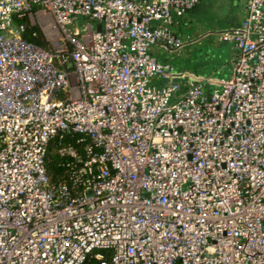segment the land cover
Returning <instances> with one entry per match:
<instances>
[{"label": "built area", "instance_id": "1", "mask_svg": "<svg viewBox=\"0 0 264 264\" xmlns=\"http://www.w3.org/2000/svg\"><path fill=\"white\" fill-rule=\"evenodd\" d=\"M242 1L208 31L235 57L207 93L156 55L198 41L178 29L201 0H0V264H264V0Z\"/></svg>", "mask_w": 264, "mask_h": 264}, {"label": "crops", "instance_id": "2", "mask_svg": "<svg viewBox=\"0 0 264 264\" xmlns=\"http://www.w3.org/2000/svg\"><path fill=\"white\" fill-rule=\"evenodd\" d=\"M245 11V4L242 0H201L199 5L181 21L179 33L191 38L196 37L198 41L191 48L194 51L197 48L199 50L195 53L196 56L191 55L192 60L189 62L191 69L179 71H186V73L192 74L194 80L203 81L207 93L219 88L221 84L220 81L217 84L210 82V78L204 74L205 65L213 70V74H222V80H226L232 74L235 57V51L231 44L216 43L208 31L239 27L245 16ZM156 55L160 60L168 61L167 55H162L160 52ZM195 63L199 65L198 69L194 66ZM184 79L185 77L182 76L181 80L184 81Z\"/></svg>", "mask_w": 264, "mask_h": 264}, {"label": "trees", "instance_id": "3", "mask_svg": "<svg viewBox=\"0 0 264 264\" xmlns=\"http://www.w3.org/2000/svg\"><path fill=\"white\" fill-rule=\"evenodd\" d=\"M36 10V9H35ZM26 24V30L24 32V38L38 46L49 48L50 42L46 38L43 30L39 24H34L29 18L23 20ZM81 135L79 134H66L63 139H53L48 147V156L46 160V172L49 181L52 185L59 187L63 184L70 185V179L67 169V163L70 161L68 157H63L59 154L61 146H72L77 151L81 152L83 145L79 143ZM86 264H96V261L92 260Z\"/></svg>", "mask_w": 264, "mask_h": 264}, {"label": "rangeland", "instance_id": "4", "mask_svg": "<svg viewBox=\"0 0 264 264\" xmlns=\"http://www.w3.org/2000/svg\"><path fill=\"white\" fill-rule=\"evenodd\" d=\"M40 22H41V24H39L38 21H36L35 16H33V23L34 24L37 23V24L40 25V27L43 30L46 38L51 43V39L49 38L48 34L44 30V29H46V30L50 29L51 19L48 16H45V17H43V18L40 19ZM43 25H44V27H43ZM198 50H199L198 48L195 51L192 48L191 49H187V52H185L184 54H181L180 56L167 55L166 59L168 60L169 63H171L172 65H174L178 70L191 69V65L189 63L192 60L191 55L192 56H196L195 53H197ZM202 53L203 52L201 51V55H202ZM184 56H185V58H184ZM192 66H193V64H192ZM194 66L197 67V69L199 68V65H197L196 63H195ZM203 70L205 72L204 73L205 76L207 78H210V82L211 83H216L217 84L223 78V75L222 74H218V75L213 74V70L210 69L209 66H207V65H205V68H203Z\"/></svg>", "mask_w": 264, "mask_h": 264}, {"label": "bare ground", "instance_id": "5", "mask_svg": "<svg viewBox=\"0 0 264 264\" xmlns=\"http://www.w3.org/2000/svg\"><path fill=\"white\" fill-rule=\"evenodd\" d=\"M43 27H44V25H43ZM45 31H46V33L48 34L49 33V31L48 30H46V29H44Z\"/></svg>", "mask_w": 264, "mask_h": 264}, {"label": "water", "instance_id": "6", "mask_svg": "<svg viewBox=\"0 0 264 264\" xmlns=\"http://www.w3.org/2000/svg\"><path fill=\"white\" fill-rule=\"evenodd\" d=\"M98 29L100 30V29H101V27L99 26V27H98Z\"/></svg>", "mask_w": 264, "mask_h": 264}]
</instances>
